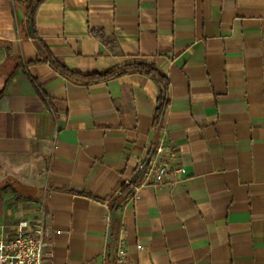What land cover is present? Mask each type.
I'll list each match as a JSON object with an SVG mask.
<instances>
[{"label":"crops","instance_id":"crops-1","mask_svg":"<svg viewBox=\"0 0 264 264\" xmlns=\"http://www.w3.org/2000/svg\"><path fill=\"white\" fill-rule=\"evenodd\" d=\"M87 75L147 62L168 81L162 123L183 173L140 184L159 86L129 74L83 84L57 73L33 35ZM0 226L43 225L42 264H264V0H45L33 22L0 0ZM111 218L109 222L108 218ZM113 241V240H112Z\"/></svg>","mask_w":264,"mask_h":264},{"label":"built area","instance_id":"built-area-1","mask_svg":"<svg viewBox=\"0 0 264 264\" xmlns=\"http://www.w3.org/2000/svg\"><path fill=\"white\" fill-rule=\"evenodd\" d=\"M156 134L149 156L140 164V184L126 181V184H130L131 196H134L135 190L141 185H162L172 181L171 175L178 177L183 173L178 164V153L167 141L165 130L159 128ZM108 220L110 222L111 218ZM46 246L43 225L40 222H19L12 234L5 232L4 226H0V264H42ZM112 264H129L121 229L113 237Z\"/></svg>","mask_w":264,"mask_h":264},{"label":"trees","instance_id":"trees-1","mask_svg":"<svg viewBox=\"0 0 264 264\" xmlns=\"http://www.w3.org/2000/svg\"><path fill=\"white\" fill-rule=\"evenodd\" d=\"M45 0H15L16 4L25 9L26 17L29 21L33 22L35 14L39 6ZM36 45L42 55V59H35L29 64H37L41 62L48 63L57 73L61 74L65 78L83 83V84H94L99 82H106L113 80L115 78L129 75V74H139L151 77L154 79L159 86V94L157 98V106L155 109V114L153 118V127L157 129L162 123L163 117L165 115L167 105H168V81L166 77L160 72L155 66L147 62H137L132 64H127L121 67H117L112 70L91 73L87 75H82L69 70L63 64H61L57 59H55L46 49V47L41 43V41L33 35ZM13 73L6 79L3 85V89L0 95L4 92L7 84L11 80ZM132 195L130 184L124 183L120 189L119 195L113 200V205L111 209L116 205L120 207L130 196Z\"/></svg>","mask_w":264,"mask_h":264},{"label":"water","instance_id":"water-1","mask_svg":"<svg viewBox=\"0 0 264 264\" xmlns=\"http://www.w3.org/2000/svg\"><path fill=\"white\" fill-rule=\"evenodd\" d=\"M112 240H113V239H112V237L110 236V237H109V244H111Z\"/></svg>","mask_w":264,"mask_h":264},{"label":"rangeland","instance_id":"rangeland-1","mask_svg":"<svg viewBox=\"0 0 264 264\" xmlns=\"http://www.w3.org/2000/svg\"><path fill=\"white\" fill-rule=\"evenodd\" d=\"M0 78H2V77H0Z\"/></svg>","mask_w":264,"mask_h":264}]
</instances>
